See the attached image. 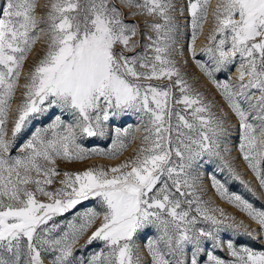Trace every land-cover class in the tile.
<instances>
[{
  "label": "snow or ice",
  "instance_id": "1",
  "mask_svg": "<svg viewBox=\"0 0 264 264\" xmlns=\"http://www.w3.org/2000/svg\"><path fill=\"white\" fill-rule=\"evenodd\" d=\"M185 3L187 50L235 116L237 150L264 191V0H217L201 49L207 62L196 58L195 44L211 0ZM37 5L0 0V264H145L137 240L150 264H264V250L221 237L222 226L232 228L235 218L205 207L197 194L202 170L214 161L215 171L226 170L256 193L227 159L233 132L227 114L213 111L214 102L174 59L184 55L177 45L185 9L175 0H49L37 19ZM139 17L151 18L143 32L128 22ZM137 36L145 42L134 41ZM42 37L46 50L24 76L12 113L25 63ZM230 65L235 84L217 78ZM128 114L140 128H112V120ZM136 131L143 132L141 146L119 165L59 169L60 162L94 156L116 159ZM23 133L27 138L17 143ZM106 137L107 149L83 144ZM215 171L212 188L259 232L242 222L235 228L264 242V206L230 192ZM67 213L70 218L56 219ZM228 220L233 223L225 225ZM94 242L100 247L87 252ZM224 249L231 259L217 254Z\"/></svg>",
  "mask_w": 264,
  "mask_h": 264
},
{
  "label": "rangeland",
  "instance_id": "2",
  "mask_svg": "<svg viewBox=\"0 0 264 264\" xmlns=\"http://www.w3.org/2000/svg\"><path fill=\"white\" fill-rule=\"evenodd\" d=\"M175 2L182 8L185 9L184 15L178 16V21L181 25L180 30V39L178 43V47L183 50L184 55L179 57H174V59L177 60V66L181 68L182 73L185 74L186 78L189 80L190 83L193 84V86L200 92H202L205 96V99L207 101L214 102L215 107L213 109L214 112L217 113V115L227 114L228 116V124L227 126L233 130L232 136L230 137L229 142V149H230V155L227 157V159L233 163V165L236 167L237 171L241 174L242 178L246 182H250L251 187L255 189V196L252 195L247 189L244 188V186L236 180H232L228 177V173L225 170V172L221 173L216 170V165L218 162H213L211 164L205 165V169L202 170V184L201 187L197 189V194L200 195L201 200L204 202V206L208 207L209 209L212 208H218L222 209L229 217L235 218V224H240L241 222L247 228L249 231H253L258 233L259 232V225L254 223L250 218L246 216L243 212L239 211L237 208H235L233 205L227 203L225 200L221 199L220 196L216 193L215 189L211 186V181L209 179V173H212L215 171V174L217 178L221 179L222 181L226 180L227 187L229 188L230 192H236L242 196H244L246 199H248L250 202H252L257 207L264 206V191H261L259 189V186L252 175L251 171L247 168L246 163L241 158L238 150H237V141H236V129L238 128V122L235 118V116L232 114L231 110L228 108L227 103L224 101L223 97L219 94V92L216 90L215 86L208 81L207 77L203 75V73L199 70V68L196 66V63L192 59L191 54L188 52V46L190 42V32L191 28L190 25L186 23V21L189 19L187 11H186V3L185 0H175ZM49 3V0H38L37 5V19H39L46 11L45 5ZM217 0H211V7L209 8V17L208 22L204 25L203 34L200 35V37L197 39L195 48H196V58L201 59L204 62H207V56H205L201 49L207 45V36L213 29V23H212V11L214 10L216 6ZM122 11L125 12V15H127L129 10L122 9ZM145 20H151L150 17H139V18H129V23H136L140 26L141 32L145 31L144 29V21ZM134 41H141L142 43L143 38L141 36L134 37ZM46 50V44L45 39L42 37L41 41H39L35 48L33 53L29 56V59L25 63L24 72L21 76V88L17 90L16 98L13 101L12 104V113L15 112V109L17 105L19 104L21 100V93H22V85L24 84V76L27 75L28 70L30 67H32L39 58L42 57L44 54V51ZM136 51H141V49H137ZM185 61L187 63L185 64ZM237 73L235 71V66L230 65L228 69L217 73V78L220 80H230L233 84L237 82ZM152 83H167V81H153ZM176 95H179L178 90H176ZM12 113H10L9 116V124H8V131H9V137L11 136V127H12V119L14 118ZM47 121H40L39 123H46ZM112 128L115 127H128L132 126L133 129L140 128L141 124L140 121L137 119V116L134 114H128L121 118L114 119L111 121ZM114 135V132H113ZM143 135L142 131H136L135 132V140H133L130 144V146L116 159H108L101 156H94L90 159L84 160V161H76L72 163H65L60 162L59 163V169L61 171H68V172H80L84 171L90 167H114L116 165H119L123 163L124 161L132 158L135 156L137 150L141 146V137ZM27 138V133L21 134V137L18 139L17 143H22L24 139ZM83 144L85 147L91 149V148H101V149H107L111 147V138H96V139H85L83 141ZM13 155H17L18 152L16 149H13ZM59 179V178H58ZM55 187H59V185H55ZM41 200H44L45 198L40 197ZM94 201H88L86 202L87 205L94 204ZM85 205H80L78 208H82ZM186 207V206H185ZM195 214V213H193ZM72 213H67L65 217H57V220H63L66 218H70ZM218 216L219 214L216 213ZM98 223V222H97ZM233 222L231 220L225 221V225L232 224ZM235 224H233L232 228H227L225 226L224 230L220 233L221 237L225 240L231 238L233 239L238 246H248L255 250H264V242H261V239L259 236H256L255 238L249 237L248 235L244 234V228L236 229ZM202 227H208L207 224L201 222ZM90 234V233H89ZM87 240V236L84 237L80 241V243L77 245V248H82ZM137 244L141 248V256L145 261V264H150V257L147 255V252L144 250V242L143 240H137ZM100 244L97 242H94L92 245L88 247L86 250L87 252H91L93 249L99 248ZM218 255L226 258L231 259L229 257L227 250H219L217 252Z\"/></svg>",
  "mask_w": 264,
  "mask_h": 264
}]
</instances>
